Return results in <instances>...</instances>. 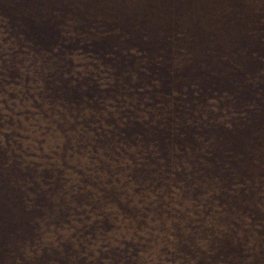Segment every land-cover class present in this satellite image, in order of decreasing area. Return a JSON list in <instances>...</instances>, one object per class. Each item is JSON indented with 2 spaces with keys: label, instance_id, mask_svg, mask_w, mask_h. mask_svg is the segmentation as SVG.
<instances>
[{
  "label": "rangeland",
  "instance_id": "374dc122",
  "mask_svg": "<svg viewBox=\"0 0 264 264\" xmlns=\"http://www.w3.org/2000/svg\"><path fill=\"white\" fill-rule=\"evenodd\" d=\"M0 264H264V0H0Z\"/></svg>",
  "mask_w": 264,
  "mask_h": 264
}]
</instances>
